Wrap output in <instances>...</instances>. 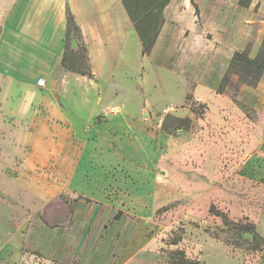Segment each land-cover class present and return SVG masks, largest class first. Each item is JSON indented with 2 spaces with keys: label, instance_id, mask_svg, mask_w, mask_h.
<instances>
[{
  "label": "rangeland",
  "instance_id": "1",
  "mask_svg": "<svg viewBox=\"0 0 264 264\" xmlns=\"http://www.w3.org/2000/svg\"><path fill=\"white\" fill-rule=\"evenodd\" d=\"M194 9L195 29L204 35L196 43L197 54L189 47L166 54L171 57L167 67L186 77L187 94L190 90L193 95L191 103L181 105L168 102L166 85L144 68L141 59L136 69L115 71L104 81L91 68L81 29L77 26L79 34L75 24L68 23L70 69L64 75L69 81L54 86L59 103L72 116H81L83 125L102 124L106 117L97 115L102 106L110 109L115 128L142 124L148 133L144 149L148 148L149 163L143 170L127 166L125 173L121 164L114 166L95 183L94 196L78 195L77 183L62 179L61 166L38 167V180L31 184L52 189L53 195L38 199L32 209L0 191L1 204L30 213L22 237L28 264H116L131 245L138 259L148 250L150 264L182 263L176 251L200 264H264V249L250 252L226 245L223 221L213 213L215 209L236 223L254 224L264 238V73L253 86L230 74L220 93L228 69L220 77L209 63L208 51L214 37L225 32V23L240 18L254 40L239 51L257 57L264 44V0H195ZM233 29L237 31L236 24ZM59 78L61 74L55 77ZM197 87L204 89L198 95ZM128 94L147 97L149 103L135 113V101L123 107ZM192 104L198 114L191 111ZM176 119H190L189 129L176 135ZM54 137L61 143V134ZM24 139L22 134L0 135V157L12 161L13 148ZM118 141L124 145V157L135 151L121 134ZM78 154L71 148V175ZM14 170V165L0 167V178L15 173L26 177L23 167ZM0 236L17 241L21 237L5 228H0Z\"/></svg>",
  "mask_w": 264,
  "mask_h": 264
},
{
  "label": "crops",
  "instance_id": "2",
  "mask_svg": "<svg viewBox=\"0 0 264 264\" xmlns=\"http://www.w3.org/2000/svg\"><path fill=\"white\" fill-rule=\"evenodd\" d=\"M193 2L195 0H170L164 9V23L152 51L149 56H143L141 40L122 0H0V135H25L24 142L13 148L15 157L12 161L0 157V167L6 170L9 165H14V171L23 167L27 177L16 173L2 175L0 191L32 209L37 206L38 199L53 195L52 189L31 184L38 180V167L61 166L62 179L76 182L77 194L83 196H94L95 183L102 180L104 174H109L114 166L121 164L124 173L127 166L132 171L135 168L143 170V166L149 163V153L148 148L144 149V137L148 139V133L143 132L142 124L115 128L110 109L102 106L97 115L106 117L103 123L83 125L81 116H72L65 111L56 97L54 86L69 81L64 75L67 69L64 59L69 35L68 17L72 15L81 29L91 68L104 81L111 80L115 71L136 69L141 59L144 68L166 85L168 102L181 105L187 101L186 77L167 67L171 57L166 54L173 55L183 47H189L194 55L197 54L196 43L204 35L199 36L195 29ZM235 24L236 32L233 29ZM225 25V32L216 35L208 48L209 63L220 77L229 68L234 53L254 40L243 19ZM158 53L164 56L158 59ZM58 74L61 78L57 81ZM40 79L45 80L44 86L38 84ZM211 84L216 85V82ZM207 85L197 82V86ZM202 90L197 87L195 94ZM131 101L136 103L135 113L149 103L147 97L128 94L123 107L131 106ZM162 107L165 108V103ZM59 121L62 125L56 126ZM58 134H61V143H56L54 136ZM118 134L135 150L127 151V157L121 154L124 145L119 144ZM74 147L79 154L76 170L71 175L70 150ZM23 181L29 184L20 185L19 190L18 183ZM29 215V212L23 214L22 208L14 212L11 207L0 203V228L21 236L19 241L4 240L0 236V264H28L25 259L29 254L22 250V237L29 227ZM132 247L116 264H150L148 250L138 259Z\"/></svg>",
  "mask_w": 264,
  "mask_h": 264
},
{
  "label": "trees",
  "instance_id": "3",
  "mask_svg": "<svg viewBox=\"0 0 264 264\" xmlns=\"http://www.w3.org/2000/svg\"><path fill=\"white\" fill-rule=\"evenodd\" d=\"M170 0H122L123 6L134 25V28L141 40L143 47V56H149L155 44L157 35L164 23L163 12ZM194 4V2H193ZM68 21L75 24L79 34L80 30L77 27L72 15H69ZM84 50L87 53L84 45ZM68 51L65 54L64 65L67 69ZM264 73V44L260 49L259 54L255 58H251L245 51H237L234 53L228 72L224 75L222 80V93L223 89L229 82V75L236 74L242 80V84L253 86L262 77ZM193 101L191 91L187 94V103ZM191 111L198 114L194 109V104L191 105ZM172 116H168L171 118ZM178 125L175 128V134L178 135L180 131H187L190 127V119H176ZM213 213L220 217L223 221L225 229L221 232L226 234L227 237L223 240L226 245L241 248L250 252H260L264 249V238L257 232L254 224H243V222L231 221L227 215L213 209ZM180 256L182 263L173 264H200L198 261L187 259L183 252L176 251Z\"/></svg>",
  "mask_w": 264,
  "mask_h": 264
},
{
  "label": "built area",
  "instance_id": "4",
  "mask_svg": "<svg viewBox=\"0 0 264 264\" xmlns=\"http://www.w3.org/2000/svg\"><path fill=\"white\" fill-rule=\"evenodd\" d=\"M38 84L40 86H44L45 85V80L44 79H40L39 82H38Z\"/></svg>",
  "mask_w": 264,
  "mask_h": 264
}]
</instances>
